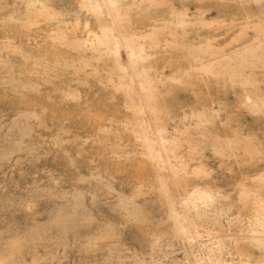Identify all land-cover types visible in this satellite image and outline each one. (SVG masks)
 <instances>
[{
    "label": "rangeland",
    "instance_id": "rangeland-1",
    "mask_svg": "<svg viewBox=\"0 0 264 264\" xmlns=\"http://www.w3.org/2000/svg\"><path fill=\"white\" fill-rule=\"evenodd\" d=\"M94 3L0 0V264H203L183 232L212 236L186 225L212 198L183 201L264 149V0ZM251 221L212 264H264Z\"/></svg>",
    "mask_w": 264,
    "mask_h": 264
},
{
    "label": "crops",
    "instance_id": "crops-1",
    "mask_svg": "<svg viewBox=\"0 0 264 264\" xmlns=\"http://www.w3.org/2000/svg\"><path fill=\"white\" fill-rule=\"evenodd\" d=\"M263 151L264 149H258V154L250 157L247 147L240 149L231 147L229 166V149L226 148L224 170L225 176L230 174L231 178L212 179V205L209 206L212 209V221L211 217L198 218V213L206 208L200 206L198 213L193 214L186 225L189 227L192 225L202 233L210 232L212 237L218 238L223 243V247L226 246L224 242L249 241V235L253 234L254 230L251 218L259 207V201L252 202V205L249 201L252 200L251 195L254 193L264 196V161L256 162L261 155L259 152ZM243 190L246 195H243ZM248 262L250 261L247 260L246 263Z\"/></svg>",
    "mask_w": 264,
    "mask_h": 264
},
{
    "label": "bare ground",
    "instance_id": "bare-ground-1",
    "mask_svg": "<svg viewBox=\"0 0 264 264\" xmlns=\"http://www.w3.org/2000/svg\"><path fill=\"white\" fill-rule=\"evenodd\" d=\"M85 2H86V6H88L90 8H92L96 5L94 3V0H85ZM115 3H116V0H104V4L107 7L108 13L110 15L112 14V8H113ZM107 30H108V28H104V30H103L104 34L100 38L97 39V42L100 45L104 46L103 47L104 51L107 52L112 58V66H113L114 70L119 74V76H118L119 87L126 90L127 92L131 93L133 75L127 74L126 73V69H127L126 66H123L119 62V60L117 59V57H116L117 56V47H119L118 44L120 41L116 40L114 43L111 44V42L109 40V36L106 35V33H105V31H107ZM126 54H127V58L129 61V65H131L134 60H140L144 56L141 48H135L133 46H129L127 48ZM136 77H137V75L135 76V78ZM245 99L247 102L249 101L248 96H246ZM144 142H145V140H144ZM157 142L163 143L162 138L158 137ZM206 197L210 198V200L212 198V196H210V195H205V193L201 190L193 191L190 193L189 198L183 201V204L186 206L188 205L194 209L196 207V202L198 200H201L202 198H206ZM181 205H182V203H181ZM182 209H184V208H182ZM184 214H186V213H184ZM254 216H255V222L258 223V225L261 227V229L264 232V201L259 203V207L257 210H255ZM177 222H180V220H178V218H177ZM181 231H184L183 226H181ZM183 235L186 236V238L193 244V246H195L192 250V253H194V255H196L199 258V260H202L203 264H212V257H214L213 260H215L216 262L219 260V258L217 256H215L216 252L219 249V244H218L217 239H215L212 236L203 238V236L201 234H199L193 230H191L189 232V234H187V235H185L183 232ZM263 238H264V235H263Z\"/></svg>",
    "mask_w": 264,
    "mask_h": 264
}]
</instances>
